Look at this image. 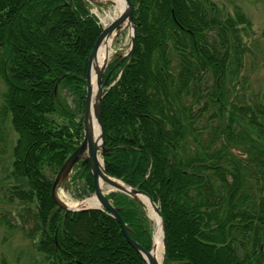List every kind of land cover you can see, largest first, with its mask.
<instances>
[{
  "label": "trees",
  "instance_id": "obj_1",
  "mask_svg": "<svg viewBox=\"0 0 264 264\" xmlns=\"http://www.w3.org/2000/svg\"><path fill=\"white\" fill-rule=\"evenodd\" d=\"M131 2L132 55L105 70L106 173L157 204L162 264H264V90L244 76L250 19L215 0ZM100 32L87 1L0 0V154L9 116L17 138L6 191L20 205L17 222L0 213V225L19 228L43 264H146L108 212L63 210L51 194L83 137L85 73ZM75 169L82 199L92 176L88 164ZM107 196L149 250L146 209L124 193Z\"/></svg>",
  "mask_w": 264,
  "mask_h": 264
},
{
  "label": "rangeland",
  "instance_id": "obj_2",
  "mask_svg": "<svg viewBox=\"0 0 264 264\" xmlns=\"http://www.w3.org/2000/svg\"><path fill=\"white\" fill-rule=\"evenodd\" d=\"M219 8L226 12H233V7L239 6L241 10L251 21L252 34L245 36V42L251 48L247 61V73L244 74L245 79L250 82L253 88L260 87L264 90V0H215ZM92 10H95L98 15V22L102 24V19L105 18L107 12L115 13L114 4L108 0H99L89 2ZM118 14V12H117ZM135 31V27H134ZM129 29L126 28L115 37L112 45V51L109 56V61H112L116 53L124 56L129 51ZM5 86L0 77V104L1 93ZM62 97L67 104L74 108L73 97L67 91L61 92ZM6 132V145L3 154H0V213H6V217L10 223L17 222V213L20 208L19 201L8 200L6 187L15 183L11 176L12 162V146L17 138V133L11 126L9 116L4 122ZM74 168L67 179L63 181L56 190L58 197L66 203L74 201H83L74 195L75 185H81L82 181L75 179ZM56 175V173H55ZM54 175V176H55ZM54 179V178H53ZM19 184V182H17ZM5 190V192H4ZM4 192V193H3ZM93 194V193H92ZM91 194V195H92ZM107 194V192H106ZM91 195H88L90 197ZM85 200V199H84ZM154 227L153 233H155ZM0 264H43L41 254L34 248L32 242L26 239L19 228L15 226L6 228L0 225Z\"/></svg>",
  "mask_w": 264,
  "mask_h": 264
},
{
  "label": "water",
  "instance_id": "obj_3",
  "mask_svg": "<svg viewBox=\"0 0 264 264\" xmlns=\"http://www.w3.org/2000/svg\"><path fill=\"white\" fill-rule=\"evenodd\" d=\"M82 1H90V2H97L99 0H82ZM110 3H113L112 1H109ZM124 2V9L123 11L118 15L116 19L110 22V24L107 27H103L100 34L98 35L93 48L88 56V63H87V69L85 74V87H84V104H83V112H82V122H83V138L79 145L76 147V149L68 156V158L62 163L60 166L58 172L56 173L52 188H51V194L52 198L55 201V203L63 210H70V211H83L91 208H97L101 210L107 211L119 224L120 230L122 234L124 235L126 241L128 244L137 251L146 264H158L156 260H154L151 251L153 250L155 246V233L152 237L151 247L149 250H147L145 247L140 245L137 241H135L129 234L127 227L125 225L124 220L120 216L118 210L113 206L112 199L108 198L106 196V193L103 192L99 186H98V177H101L106 181L107 183H111L113 185H116L118 188V191L123 192L134 199H136L140 204H142L143 207H146L144 202L138 197V195L144 197L147 199L148 204L152 208V210L157 214L159 223L162 230V245H163V257H164V243H165V235H164V223L163 218L161 216V213L159 211L158 206L154 202V200L144 191H141L136 188H132L120 180L108 175L105 172V169L100 165L102 161V157L106 152V149L104 147V128L101 121V99L103 96V91L105 88L106 83V77H103L104 70L106 66L108 65V59L104 60L102 65L100 67H95V86L96 90L93 92L92 86H91V71H92V64L94 63V60L96 58L98 47L102 41V39L112 32L116 31V34L120 32L121 25L125 20L128 21V24L130 25L129 29V51L126 55H131L132 50L134 47V19H133V4L131 0H123ZM122 56L119 60V63L124 59L126 56ZM56 90V87L55 89ZM91 112L93 114V117L98 125V136L97 139H94L93 137V130L90 122V115ZM100 155L101 161L98 158ZM81 159L80 164H89L90 172L92 175V181H93V187L94 192L93 194L96 196L99 202L98 207H91L82 205L76 208H69L56 194L57 185L61 183L66 177L70 174L72 168L75 166V164ZM102 167V169H100ZM118 181L121 183H118ZM157 220H155V227H157Z\"/></svg>",
  "mask_w": 264,
  "mask_h": 264
},
{
  "label": "bare ground",
  "instance_id": "obj_4",
  "mask_svg": "<svg viewBox=\"0 0 264 264\" xmlns=\"http://www.w3.org/2000/svg\"><path fill=\"white\" fill-rule=\"evenodd\" d=\"M109 1L113 2L112 4H114V6H115L114 7L115 8V13L114 14H111L110 12L106 13L105 18L102 19V23L104 24L105 27H107L110 24L111 21H113L114 19L117 18V16L123 11L124 6H125L123 0H109ZM117 12H118V14H117ZM126 28L130 29V25L128 24L127 20H125L123 22V24L121 25L120 32L123 31ZM116 36H117L116 31L112 32L111 34L106 35L102 39V41H101V43H100V45L98 47L96 58L94 60V63L92 64V71H91V86H92L93 92H95V90H96V86H95V69L94 68L95 67H100L102 65L103 61L109 58L110 53L112 51L113 41H114ZM90 122H91L92 130H93V137H94V139H97L99 129H98V125H97V123H96V121H95V119L93 117L92 112H91V115H90ZM98 158L101 161L100 155L98 156ZM79 161L81 162V159ZM80 162H78V164L80 166H82L80 164ZM100 165L102 166V161H101ZM73 168H72V170H73ZM100 169H102V167H100ZM67 177H66V179H67ZM66 179H64L63 181H65ZM118 183H120V182L118 181ZM98 186L105 193L106 192L118 191V188H119L116 185H113L111 183H107L101 177H98ZM138 197L146 205L150 217L153 220H157V222H158L157 227L155 229V246H154L153 250L151 251V254H152L154 260H156V262L158 264H162V260H163V245H162V241H161L162 230H161V226H160V223H159L158 216L152 210V208L148 204V201H147L146 198H144V197H142L140 195H138ZM63 202L69 208H76V207H79V206H82V205L91 206V207H98L99 206L98 199L96 198V196L94 194H92L90 197L86 198L83 201H78L77 200V201L69 202V203H66L65 201H63Z\"/></svg>",
  "mask_w": 264,
  "mask_h": 264
}]
</instances>
